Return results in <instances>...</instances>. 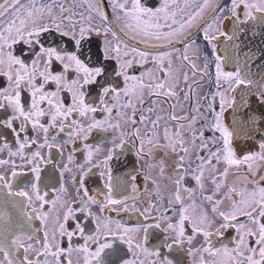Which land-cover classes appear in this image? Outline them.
Returning <instances> with one entry per match:
<instances>
[{"label": "snow or ice", "instance_id": "1", "mask_svg": "<svg viewBox=\"0 0 264 264\" xmlns=\"http://www.w3.org/2000/svg\"><path fill=\"white\" fill-rule=\"evenodd\" d=\"M219 4L0 0V264H264V0Z\"/></svg>", "mask_w": 264, "mask_h": 264}, {"label": "flooded vegetation", "instance_id": "2", "mask_svg": "<svg viewBox=\"0 0 264 264\" xmlns=\"http://www.w3.org/2000/svg\"><path fill=\"white\" fill-rule=\"evenodd\" d=\"M108 2H109V0H104V3L106 5V7L108 5ZM147 2H148V4L150 6H158L159 0H147ZM229 3H230V0H220L219 6L220 7H226ZM107 11H108L109 15H111V9L107 8ZM225 15H227V13H225ZM226 27H228V28L231 27V21H227L226 22ZM255 29L260 30L258 26ZM192 31L194 33L192 39L195 40L196 45L200 46L204 51H208V47L206 45V42L203 41L202 32H198L196 29H193ZM122 38L125 39V40L128 39V37H122ZM243 38H244V36H241V38H240L241 42L243 44H247L246 41L243 40ZM129 43H135V42L129 40ZM177 46L178 47H182L181 45H177ZM219 54L223 55L222 52H220ZM189 55H200V53H197L196 52V48L194 47L193 49L190 50ZM196 63L199 66L203 65L204 61H203V56L202 55L200 56V59L196 61ZM176 65L177 66L179 65V61H176ZM148 66L151 67V65H148ZM136 67H137V69H139V66H136ZM139 70H142V69H139ZM189 77H190V81H191V79H198V77H192L190 71H189ZM181 78H182V75H181ZM2 83L3 82L0 81V86H2ZM181 87H184L185 91H187V87L185 85L182 84ZM210 91H211V88H210V85H209V83L207 81L202 82L201 84H199L195 88L196 96H203V95L209 93ZM181 101H183V97L182 96H181ZM164 107L167 108V105H164ZM184 107H185V109H187V107H188L187 102L184 103ZM177 114H179V115H183L184 114L183 112L180 111L179 107L177 108ZM226 117H227V121L229 123H231V120L229 119V112L226 113ZM153 118H155V117H153ZM30 134H31V132H30ZM206 135H211V133H206ZM9 139H11V138H9ZM244 150L246 151L247 148H245ZM66 156H67V153H65V157L63 159L57 157V159H60L61 166L65 162ZM6 157H7V152H4V153L0 154V158H6ZM133 162H134V156L127 155L126 158L122 157L120 160H114L113 164H114L115 167H117L119 173H123V172L127 171L128 169H130L133 166ZM193 167H195V165H193ZM99 183H100V181H99V178H98V174L89 178V187H96ZM139 183L141 184V188H143L142 178L139 181ZM189 183L192 186H194V184H195V182L191 181V180L189 181ZM149 187H151V185H149ZM209 190H210V188H209ZM69 194H70V196L75 195V190L73 188H71L70 181H69ZM197 195H199V194H197ZM37 224H38V222H37ZM79 242H82V241H79ZM200 243H201V238H197L193 242L192 247L193 248L199 247ZM188 259H190V258H188ZM188 259L185 260V264H188ZM74 260H75V257H74Z\"/></svg>", "mask_w": 264, "mask_h": 264}, {"label": "water", "instance_id": "3", "mask_svg": "<svg viewBox=\"0 0 264 264\" xmlns=\"http://www.w3.org/2000/svg\"><path fill=\"white\" fill-rule=\"evenodd\" d=\"M256 35L252 36V30L250 26L249 33L244 36L243 40L246 41L247 44L242 43V47L246 51L247 49H252L254 52L253 60L250 63V70L253 76V79H260L261 73H264V36L260 35V30L255 29ZM222 43V42H221ZM222 52V51H221ZM222 54H224L222 52ZM232 113L229 110V119L231 120Z\"/></svg>", "mask_w": 264, "mask_h": 264}]
</instances>
